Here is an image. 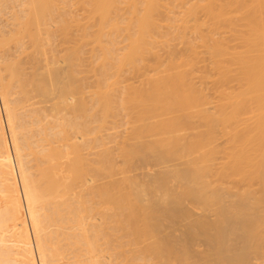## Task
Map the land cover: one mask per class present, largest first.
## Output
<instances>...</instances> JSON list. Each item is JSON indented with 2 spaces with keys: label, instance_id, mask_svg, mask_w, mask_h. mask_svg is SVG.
Instances as JSON below:
<instances>
[{
  "label": "bare ground",
  "instance_id": "1",
  "mask_svg": "<svg viewBox=\"0 0 264 264\" xmlns=\"http://www.w3.org/2000/svg\"><path fill=\"white\" fill-rule=\"evenodd\" d=\"M65 1L0 0V15L8 12V23L13 22V28L4 26L12 29L9 33L0 25V264H264L261 10L237 8L239 15L247 11L242 12L244 19L236 16L245 25L241 27L226 12L243 0H232V5L231 0H220L228 7L205 0L206 9L208 4L221 8L214 12L216 8L208 6L204 13L209 18H201L208 28L217 27L215 32L210 29L213 35L206 23L199 25V12L194 13L197 6L204 7V0H197V6L181 0L182 9L190 5L179 14L182 20L175 13L178 0H79L86 19L83 14L79 19L67 15L71 10L65 11ZM259 1L253 3L264 4ZM10 8L21 12L14 14ZM222 16L224 24L215 27L212 19ZM225 19L242 35H232L234 28H225ZM177 27L183 33L203 30L209 35L193 31L196 39H188ZM218 27L225 31L222 35L216 34ZM54 36L61 39L62 49L52 45ZM178 36L187 41V49ZM85 43L93 45L95 55L91 52L94 59L89 62L97 76L93 103L84 96V78H78ZM175 43L184 48L177 50ZM47 103L51 109L44 107ZM41 111L49 117L67 111L73 117L52 123ZM120 111L125 119L137 116V126H131L134 118L127 120V131L133 128L130 135H109L113 138L104 143L99 133L105 119ZM147 135L151 141L143 139ZM106 144L109 148H102ZM87 147L101 151L89 152L96 155L90 160ZM137 156L144 165L153 160L168 166L138 183L129 175ZM103 179L110 181L98 186ZM74 182L80 188L76 192L89 190V198L82 192L70 194ZM165 219L189 222L184 230L177 228L181 236H172L169 231L174 233L179 221L170 226ZM201 239L208 245L196 253Z\"/></svg>",
  "mask_w": 264,
  "mask_h": 264
},
{
  "label": "rangeland",
  "instance_id": "2",
  "mask_svg": "<svg viewBox=\"0 0 264 264\" xmlns=\"http://www.w3.org/2000/svg\"><path fill=\"white\" fill-rule=\"evenodd\" d=\"M67 1H68V0H67ZM67 1H65V2H67ZM74 1H75V0H74ZM74 1L71 2V0H69L68 3H67L68 5L66 4V6H67L66 8H68V9L65 8V11H67V12L69 13L70 10H71L70 14H67V13H66V14L69 15V16H70L71 14H72L71 16H73V14H74V15L77 17V19L81 18L82 14H83L84 16H83L82 18H85V19H86L85 15L88 16V14H87V12H83V10L85 9V8L82 7L83 4L81 3V4H82V5H81V8H82V9H81L80 6H79V4H80V3H79V0H76L75 2H74ZM81 1L84 2V3L86 2L85 0H81ZM81 1H80V2H81ZM182 1H183V0H182ZM185 1L187 2V1H189V0H185ZM199 1H200V0H199ZM202 1H203V0H202ZM209 1H211V0H209ZM209 1L207 2V1L204 0V2H202V4L204 5L205 2H206V3H209ZM215 1H218V0H215ZM215 1H213V2H215ZM235 1H239V0H235ZM235 1H234V2H235ZM243 1H244V0H243ZM243 1H242V3H240V4H239V3H238V4L235 3L233 6H230L229 8H227L228 10H231L230 8L232 7V8H233L232 10H234L233 12L231 11L232 15H231L230 12H226V14H230V15H228L229 18H230V16L232 17V18H230L231 20H232L233 17H234V19H233V20H234V23H236V22H235V21H236V20H235L236 16H240V15H241V16H244L243 19L245 18V15H244V14L242 15V12H247V11H245V9L249 11L251 8H254L255 10L258 9L259 12H260V10H261V12L264 11V4H259V5H257L258 2H257V3H253V2H255L256 0H255V1L252 0V1H253L252 3H249L250 0H246V2L248 1V4L245 3V5L243 4L245 1H244V2H243ZM261 1H262V0H261ZM261 1H259V2H261ZM180 2H181V0H180V1H179V0L176 1L177 9L175 8V10L178 11V12H175V13L178 14V15H176V16H178V18H179V14H181L180 17L183 15V14H182V10H184V9H188V7L190 8V5H193V6H194V5L196 4L195 2H197V0H192V1L190 0L189 2H187V4L189 3L190 5H187V6L184 5L185 8L183 7V9L181 8L182 5L179 4ZM200 2H201V1H200ZM221 2H222V1H221ZM221 2H220V0H219V1L216 2V3H218V4L220 3V4H221ZM226 2H229V1L226 0ZM231 2H232V0L230 1V3H231ZM239 2H241V1H239ZM250 2H251V1H250ZM19 3H20V2H18V4H19ZM70 3H73V4L75 3L76 6L72 4L71 7H69V6H70ZM78 3H79V4H78ZM177 3L179 4V6H178ZM182 3H183V2H182ZM198 3H199V2H198ZM198 3H197L195 6H197ZM211 3H212V2H211ZM223 3H225V1H223ZM223 3H222L221 5H223ZM77 4H78V5H77ZM199 4L201 5V3H199ZM232 4H233V2H232L231 4H229V5H232ZM246 4H247V5H246ZM13 5H14V4H13ZM16 5H17V3H16ZM180 5H181V7H180ZM212 5H213V4H212ZM227 5H228V4H226V6H227ZM18 6H20V4H19ZM18 6H16V7L18 8ZM64 6H65V5H64ZM72 6H75L74 8H76V9H74ZM83 6H85V5H83ZM208 6H209V4L207 5V9H208ZM213 6H214V5H213ZM213 6H211V4H210L209 7H212V8H213ZM219 6H220V5H219ZM219 6L216 4V5L214 6V8H216V9H213V10L211 9V10H212V11H214V10L217 11L218 8H219ZM223 6H224V5H223ZM226 6H224V7H226ZM245 6H246V8L244 9V11L240 12V15H239V13H235L236 11H239V10L241 11V8H242V10H243V8H244ZM11 7H12V6H11ZM16 7L13 6V8H16ZM77 7H78V8H77ZM178 7H180V8L178 9ZM201 7H202V6H201ZM201 7L199 6V8H198V6H197V8L195 7L196 9L194 10V13H196V12L198 13V12H199L197 15H195V16H198L197 18H200V22H201V23L199 22V25H202V24H204V23L207 24L208 22H204V21H207V19L209 18V17L207 18V16H206L207 9H206L205 5H204L205 8L202 7V8H203V11H202V10H199ZM227 7H228V6H227ZM20 8H21V7H20ZM69 8H70V9H69ZM237 8H240V9L238 10ZM249 8H250V9H249ZM10 9H11V8H10ZM10 9H8V11H9ZM21 9H22V8H21ZM21 9H18V10L20 11ZM77 9H78V10H77ZM122 9H124V8H122ZM204 9L206 10L205 13H204ZM209 9H210V8H209ZM219 9H221V8H219ZM223 9H224V8H223ZM227 9H225V10L227 11ZM235 9H236V10H235ZM254 9H253V10H254ZM12 10L14 11V12H13L14 14H15L16 11H18V10H15V9H11V11H12ZM63 10H64V9H63ZM72 10H73V11H72ZM196 10H197V11H196ZM198 10H199V11H198ZM251 10H252V9H251ZM251 10H250V11H251ZM253 10H252V12L249 11V13H253ZM255 10H254V11H255ZM6 11H7V10H6ZM11 11H9V15H11V17H12V14H13V13H11ZM65 11H64V12H65ZM76 11H77V12H76ZM84 11H86V10H84ZM123 11L126 12L125 9H124ZM123 11H122V13H123ZM195 11H196V12H195ZM208 11H209V10H208ZM215 11H214V12H215ZM258 11H257V14H255V15L252 14V15L257 16V15H258ZM20 12H21V11H20ZM72 12H73V13H72ZM180 12H181V13H180ZM219 12L221 13V11H219ZM261 12H260V15H261V16L259 15L260 17L264 16ZM7 13H8V12H6V13L4 14V16H5ZM18 13H19V12H18ZM126 13H127V12H126ZM208 13L212 14L211 12H208ZM208 13H207V15H208ZM217 13H218V12H217ZM249 13H247V14H249ZM19 14H21V13H19ZM210 14H209V16L214 17L213 15H210ZM224 14H225V11H224ZM1 15H2V16H1ZM1 15H0V22H1L0 25H1L2 29H1V28H0V29H1V31L4 29V30H6V31L3 30L5 33H9V30H12V29H9L8 27H4V26H7V24H8V26L10 25V27H12L13 25H11V23H13V22L8 23V21H12V18H9L8 15H7V17H8L9 19L6 20L7 17H6V16L4 17L3 14H1ZM77 15L79 16V18H78ZM123 15H124V13H123ZM250 15H251V14H250ZM250 15H249V17H250ZM75 16H73V17H75ZM195 16H194V18L196 19ZM215 16H216V15H215ZM220 16H221V15H220ZM224 16H225V15H224ZM224 16H222L220 19L218 18L219 21H218V19H216V20H217V21H216L215 19H212V18H211V19L214 20L215 23H216V25H214L215 27L218 25L217 22H220L222 19L226 18V17H224ZM226 16H227V15H226ZM228 16H227V18H228ZM259 16H258V17H259ZM1 17H3V18H1ZM249 17H248V18H249ZM96 18L98 19V17H96ZM96 18L94 17V19H96ZM201 18H202V19H205V20H204V21H203V20L201 21ZM214 18H215V17H214ZM216 18H217V16H216ZM254 18H255V17H254ZM256 18H257V17H256ZM85 19H84V20H85ZM97 19H96V20H97ZM179 19H180V18H179ZM211 19H210V20H211ZM236 19H238V18H236ZM82 20H83V19H82ZM82 20L80 19L81 22H82ZM87 20H88V17H87ZM87 20L83 21V23L85 22V26H86V22H88ZM91 20H93V19H91ZM180 20H182V19H180ZM180 20H178V21H179V22H178L179 24H180V22H182V21H180ZM231 20H230V22H233V21H231ZM240 20H242V19H240ZM246 20H247V16H246ZM257 20H258V18H257ZM259 20H263V18H261V19H259ZM89 21H90V18H89ZM97 21H98V20H97ZM194 21H195V20H194ZM197 21H198V19H197L195 22L197 23ZM214 21H211V23H212L211 26H213ZM224 21H225V24H226V26L224 25V27H225V28H228L229 31H231V29L233 30V28L236 27V24H235V26H233V23H232V25H231L230 22H229V24H230L231 26H233V28L230 29V28L227 26V23H228V22H226V19H225ZM263 21H264V20H263ZM91 22H92V21H91ZM203 22H204V23H203ZM238 22L241 23V25H242V22H240L239 19H238ZM243 22H245V21H243ZM5 23H6V24H5ZM89 23H90V22H89ZM89 23H87V24H89ZM193 23H194V22H193ZM220 23H223V22L221 21ZM80 24H81V23H80ZM206 24H204L205 27L207 26V28H205V29H206V30L208 29V30L211 32L210 29H211L212 27L208 28L210 24H209V25H208V24L206 25ZM223 24H224V23H223ZM229 24H228V25H229ZM244 24H245V23H244ZM53 25H54V24H53ZM82 25H83V24H81V26H82ZM90 25H91V27H92V24H90ZM90 25H88V26H90ZM199 25H198V26H199ZM219 25H220V24H219ZM221 25H222V24H221ZM237 25H238V23H237ZM177 26H180V25L177 24ZM192 26H193V24H192ZM231 26H230V27H231ZM244 26H245V25H242L241 27H244ZM91 27H90V28H91ZM180 27H181V26H180ZM180 27H177V28H178V29H177V32H178V30H179ZM200 27H202V26H199V29H203V28H204V27H203V28H200ZM220 27L222 28L223 26H220ZM237 27H238V26H237ZM6 28H7V29H6ZM12 28H13V27H12ZM76 28H77V27H75V28L73 29L75 32H76V30H77ZM193 28L195 29V27H193ZM216 28H217V27H216ZM216 28H212V29H214V32H215V29H216ZM218 28H219V27H218ZM221 28H219V29H221ZM225 28H224V29H225ZM245 28H248V27H245ZM92 29H93V30H92L93 32L97 30L95 27H92ZM94 29H96V30H94ZM181 29H182V28H181ZM181 29H180L179 31L184 30V29H182V30H181ZM196 29H198L197 24H196ZM205 29H203V30H205ZM219 29H218V30H219ZM239 29H241L240 26H239L238 29L236 28L237 31H239ZM187 30H188V29H187ZM187 30H186L185 32H187ZM203 30H200L201 33L204 34V35H206V36H208V35H209V32L205 31V32H206V34H205V32H204V33L202 32ZM225 30H226V29H225ZM228 30H227V31H228ZM3 31H2V32H3ZM190 31H191V30H190ZM190 31H189V33H190ZM193 31H195L194 33H197V32H198V30H197V32H196V30H192V31H191L192 34H191V33L188 34V32H187L186 34H187V35H190V36H187L188 39H194V38H195V37H194L195 34L193 33ZM200 31H199V32H200ZM212 31H213V30H212ZM216 31H217V29H216ZM222 31H224V30L221 29V30H219L218 33L216 32V34L219 35L220 32H222ZM229 31H228V34H229ZM243 31H244V29H243ZM247 31H248V30H247ZM247 31L245 30L246 33L250 32V31H248V32H247ZM75 32H74V34H75ZM185 32H184V33H185ZM199 32L197 33V36L199 35ZM224 32H225V31H224ZM224 32H223V35L225 34ZM245 32H243V34H246ZM76 33H78V31H77ZM79 33H80V32H79ZM79 33H78V34H79ZM179 33H180V32H178V34H179ZM184 33H183V31H182V33H180L179 35L182 34L181 36H183ZM211 33H212V32H211ZM211 33H210V34H211ZM230 33H235V34H232V35H234V36H236V34H238V33H240V34H238V36L242 35V34H241V33H242L241 31H239V32H235V28H234V32H230ZM193 34H194V36H193ZM212 34L214 35V33H212ZM212 34H211V35H212ZM226 34H227V33H226ZM228 34H227L226 36H228ZM75 35L77 36V34H75ZM218 35H215V36L218 37ZM220 35H222V33H221ZM229 35H230V34H229ZM7 36H8V34H7ZM52 36H53V35H52ZM181 36H178L179 39L177 38V40H181V38L183 39V37H181ZM230 36H231V35H230ZM234 36H233V37H234ZM57 37H58V36H57ZM57 37L54 36L55 39H53V37H52V40L54 41V43L52 44L53 41H51V40H50V43H51L52 45L55 44V47H57V44H58V46L61 47V39H58L59 37H58V38H57ZM197 38H198V37H197ZM57 39H58V40H57ZM195 39H196V38H195ZM25 40H26V39H25ZM27 40H28V38H27ZM27 40H26V41H27ZM177 40H176V41H177ZM26 41H25V42H26ZM59 41H60V42H59ZM27 42H29V41H27ZM27 42H26V43H27ZM180 42H181V41H180ZM180 42L177 41V43H180ZM198 42H199V41H197V43H198ZM26 43H25V44H26ZM177 43H175V45H176ZM181 43H183L184 45H186V44H187V41L183 39ZM27 44H28V43H27ZM27 44H26V45H27ZM29 44H30V42H29ZM86 44H87V45H86ZM88 44H89V45H88ZM199 44H201V43L199 42ZM233 44H234V43H233ZM85 45L87 46V47H86V46L83 47V49H85V50L81 49V50H83V51H85V52L81 53V55H80L81 57L83 56L84 59H83V57H82V58H80V61H78V69H79V67H80L81 70H79V71L82 72V73H81V72H78V73H80V74H78V75H81L80 77L78 76V78H79V79H81V78L83 79V78H84L83 81H85V82L82 81V82H83L82 85L85 83V85H84L83 87H86V88H84V92H86V93H84V96L86 95L85 97H88V98H89V99L87 98V101H88V100L91 101V98H92L91 96L93 95V93L96 91V88H97V86H96V85H97V84H96V83H97V80H96L97 78H96V79L94 78V77H97V76H95L96 71L94 70V68H93V67L90 68V66H93V64L90 65V63H89V62L92 63V62H93L92 60L94 59L93 56L91 55V52H93V48H92L93 45L91 44V45H92V46H91L90 43H85ZM178 45H179V46H178ZM178 45H176V49H177V50L179 49V47H181V49H182V47L184 46V45L182 46V45H180V44H178ZM13 46H14V44H13ZM27 46H28V45H27ZM119 46L122 47L123 44L120 43ZM197 46H198V45H197ZM231 46H233V45L231 44ZM236 46L240 47L239 45H236ZM10 47H12V45L9 46V48H10ZM88 47H89V48H88ZM188 47H189V46H188V44H187L186 49H187ZM201 47H202V45H201ZM201 47H200V45L198 46V48H201ZM234 47H235V46H234ZM7 48H8V47H6V49H7ZM29 48H30V47H29ZM90 48H91V49H90ZM183 48H184V47H183ZM202 48H203V47H202ZM13 49H15V48H12V50H13ZM58 49H59V48H58ZM60 49H62V47H61ZM12 50H11V51H12ZM90 50H91V51H90ZM179 50H180V49H179ZM9 51H10V50H9ZM9 51L7 50L6 53L8 54ZM88 51H89V52H88ZM13 52H15V50H13V51L11 52V54H13ZM86 52H87V53H86ZM85 53H86V55H85ZM7 54H6V55H7ZM64 54H65V53H64ZM82 54H83V55H82ZM90 55H91V56H90ZM93 55H94V52H93ZM8 56L11 57L12 55L8 54ZM14 56H15V55H14ZM14 56H13V57H14ZM88 56H89V57H88ZM94 56H95V55H94ZM91 57H92V58H91ZM90 58H91L92 60H91ZM81 59L83 60V63H82V64H81V62H82ZM90 60H91V61H90ZM79 62H80V63H79ZM88 64H89V65H88ZM80 65H82V66H80ZM26 66H27V65H26ZM27 67H28V66H27ZM81 67H82V68H81ZM64 68H66V64H65V63H64ZM87 68H88V69H87ZM89 68H90V69H89ZM89 71H90V72H89ZM111 72H113V71H111ZM83 74H84V75H83ZM85 74H86V75H85ZM92 75H93V76H92ZM82 76H84V77H82ZM85 78H86V79H85ZM87 78H88V79H87ZM91 79H92V80H91ZM88 80H89V81H88ZM136 81H137V80H136ZM91 82H92V83H91ZM135 83H136L135 85H139L138 82H135ZM90 84H91V85H90ZM122 85H124V84L122 83L121 86H122ZM92 86H93V87H92ZM119 86H120V85H119ZM121 86H120V87H121ZM95 87H96V88H95ZM123 87H124V86H122V88H123ZM85 90H87V91H85ZM89 90H90V91H89ZM87 94H88V96H87ZM89 94H90V95H89ZM90 97H91V98H90ZM34 101H37V99L34 100ZM90 101H88V103H93V102H92L93 99H92L91 102H90ZM39 104H41V103H39ZM43 104H44V103H43ZM47 105H49V106H47ZM90 105H91V104H90ZM42 106H43V105H42ZM42 106H41V105H40V106H39V105H37V106L35 105L34 107H40V108H41ZM45 106H47V107H49V108L51 109L50 103H49V104H48V103L45 104L44 107H45ZM44 107H43V108H44ZM50 109H49V113L47 112L48 114H50ZM46 111H48L47 108H46ZM51 111H52V110H51ZM41 112L43 113V111H41ZM44 113L46 114L45 111H44ZM44 113H43V114L40 113V115H41V116H42V115L45 116ZM52 113H53V116H55V117L52 116L54 119H51V118H52V117H51ZM52 113H51L50 117L46 114V115L50 118V120H52V123H53V121H56V120H58V119H60V120L64 119V120H65V118L67 119V118H71V117H73V116L70 117L71 114H70V113L68 114L67 111H66V113H64V111H63V113L61 112V115H56L54 112H52ZM54 114H55V115H54ZM58 114H60V113H58ZM63 114H65V115H63ZM123 114H124V115H123ZM123 114H122V112L120 111V114H119V113L116 114L114 118H113V117H112V118L110 117V119H113L114 121H113V120H110V119L108 120V118L105 119V120H106L105 123H104V124H105V129H104L105 131L102 130L101 132H103V133H101V132L99 133V136H103L102 139H104V143H108V142H105V141H107V140L109 141L111 138H113V137L116 136V135H117V136H116V139H117V138H118V135L121 136V135L123 134L124 131L127 132V134H128L129 132H132V131H133V128H132V127H134L133 124H134L135 126H137L136 123H133V122H135V118H138L137 116H136V117H133V116H132V117L129 118V119H125V117H126V116H125V112H123ZM66 115H69V116H68V117H65ZM63 116H64V118H63ZM97 116H99V114H98ZM118 116H119V117H118ZM134 116H135V115H134ZM117 117H118V120H117ZM49 118H48V120H49ZM120 118H121V120H120ZM127 118H128V116H127ZM133 118H134V120H133ZM30 119H31V121L33 120L32 118H30ZM130 119L133 120V121H130ZM139 119H140V117H139ZM139 119H136V121H138ZM27 120H29V119H27ZM127 120H129L130 122H132V123H131V124H132V125H131V126H132V127H131L132 130L129 129V132L127 131V130H128L127 128H130V125H127L128 123L125 124V122H127ZM29 121H30V120H29ZM31 121H30V123H31ZM151 121L154 122V119L151 120ZM155 121H156V119H155ZM138 122H139V121H138ZM138 122H137V123H138ZM140 122H141V121H140ZM140 122H139V123H140ZM107 123H108V124H107ZM113 123H115V126H116V127L114 126ZM121 123H122V124H121ZM31 124H32V123H31ZM129 124H130V123H129ZM51 125H52V124H51ZM92 125H93V124H92ZM96 125H99V124H98V123H95V125H93V126L96 127ZM108 125H109V126H108ZM119 125H120V126H119ZM138 125H139V124H138ZM140 125H141V123H140ZM31 126H34V125H31ZM107 126H108V127H107ZM112 126H113V129H112ZM118 126H119V127H118ZM109 127H111V128L109 129ZM123 127H124V128H123ZM107 128H108L110 131H109ZM125 128H126V130H125ZM106 129H107V130H106ZM35 130H36V129H35V127H34V131H35ZM110 132H111V133H110ZM115 133H116V134H115ZM120 133H121V134H120ZM133 133H134V132H133ZM107 135H108V136H109V135H111V136L114 135V136H113V137H111V136L107 137ZM124 135H126V133L123 134V137H124ZM129 135H130V133H129ZM135 135H138V134H135ZM135 135H134V136H135ZM151 135H152V134H151ZM132 136H133V135H132ZM142 136L144 137V134H143ZM142 136H141V137H142ZM145 136H146V135H145ZM154 136L156 137V135H153V137H154ZM105 137H106V138H105ZM123 137H122V138H123ZM148 137H150V136L147 135V137H146V138H143V139H146V141H151V140H150L151 137H150V139H149ZM153 137H152V139H153ZM155 137H154V138H155ZM157 137H158V136H157ZM107 138H108V139H107ZM109 138H110V139H109ZM114 138H115V137H114ZM128 138L130 139L129 141H132L131 138H130V136H129ZM135 138H136V137H135ZM147 138H148V140H147ZM79 139H81V138H79ZM79 139H78V140H79ZM113 140H114V139H113ZM120 140H121V138H120ZM137 140H139V139L136 138V141H137ZM80 141H81V140H80ZM102 141H103V140H102ZM118 141H119V140H118ZM112 143H113V142H112ZM116 143H117V142H115L114 147H115V145H117ZM133 143H134V142H133ZM133 143H131V144H132V145H135L137 142H135V144H133ZM128 144H130V143L128 142ZM106 145H107V144H106ZM109 145H111V143H110ZM109 145H107L106 147L103 146L102 148H107ZM111 146H113V144H112ZM111 146H110V147H111ZM116 147H117V149L119 148L118 146H116ZM116 147H115V148H116ZM97 148H98V149H97ZM97 148H96L97 151H98V150L101 151V150H100L101 148H99V147H97ZM108 148H109V147H108ZM111 148H113V147H111ZM115 148H114V149H115ZM93 149H95V148H93ZM117 149H115V150H117ZM84 150L86 151L85 148H84ZM84 150H83V151H84ZM87 150H89L88 147H87ZM96 150H93V151H92V149H91V151H90V150H89V151H86L87 154H85V155H88L89 152H94V151H96ZM99 151H98V152H99ZM113 151H114V150H113ZM86 152H85V153H86ZM115 152H116V151H115ZM115 152H114V153H115ZM83 153H84V152H83ZM83 153H82V154H83ZM94 153H95V152H94ZM147 153H148V152H147ZM91 154H92V153H91ZM115 154H116V153H115ZM149 154H151V153H149ZM149 154H148V155H149ZM85 155H84V156H85ZM94 155H95V154H94ZM94 155H92V157H91V155H88L89 158H90V160L93 159ZM151 155H152V154H151ZM151 155H149L150 157H149V156H146V157H147V158L149 157L150 159H152L151 157H153V156H151ZM88 156H87V157L85 156V157L88 158ZM95 156H96V155H95ZM115 156L117 157V154H116ZM118 157H119V156H118ZM118 157H117V159H118ZM89 158H88V159H89ZM135 158H136V157H135ZM149 158H148L147 160H149ZM94 159H95V158H94ZM115 159H116V158H115ZM117 159H116V161H117ZM137 159H139V162L141 161V160H140V157L137 156V158L134 159V160H135L134 163H133V167H134V168L132 167V170H131V168H130V170H131L132 172H131V173L129 172L130 174H129V173H128V174H129L131 177L133 176L134 179L136 178L135 180L138 181V183H144V182L149 181V176H150V175H154L153 172H155V171H156V172H159V171L165 169V168L168 166V162H167V164H159L158 162H155V161H153V160H151V162H150V160H149V164H148V163H147V164L145 163V165H144V162H143V164L140 162V163H141V164H140V163L137 161ZM118 160H119V159H118ZM119 161H121V158H120ZM119 161H118V162H119ZM171 161H172V160H171ZM173 161H174L176 164H178V163L181 162V161H177V162H178V163H177L175 159H174ZM137 162L139 163V166L137 165V164H138ZM145 162H146V161H145ZM154 162H155L156 164L158 163L159 165L154 164ZM174 162H173V163H174ZM116 163H117V162H116ZM150 163H151V164H150ZM173 163L170 162L171 165L169 164V166L175 165V163H174V164H173ZM135 164H136V166H135ZM142 165H143V166H142ZM148 165L150 166V168L148 167ZM155 165H156V166H159V167L156 168ZM162 166H163V167H162ZM136 167H137V168H136ZM139 167H141V168L138 169ZM182 167H183V166H181V168H182ZM64 169H65V168H64ZM136 169H137V170H136ZM158 169H159V171H157ZM149 170H150V171H149ZM156 172H155V173H156ZM134 175H135V176H134ZM66 176H67V175H66ZM117 176H118V175H117ZM118 177L120 178L121 175L119 174ZM139 177H140V179H139ZM119 178H118V179H119ZM150 178H151V177H150ZM114 179L118 180L117 177H116V175H115V178H114ZM138 179L141 180V181H139ZM103 180H104V181H101V180L98 181L99 183H100V182H101V183H100V184H97V185H98V186H101V184L103 185L105 182H107V181L109 182V181H110L109 179H103ZM105 180H106V181H105ZM108 182H107V183H108ZM74 183H75V182H74ZM107 183H105V184H107ZM76 184H77V182H76L75 184H73V185H75V186H73L75 192H74L73 190H71V191H73V192H71L70 194H75V195H76L77 193L80 192V194H78V195H81V192H82V195H81V196H82L83 198H85V199L89 198V196H90V194H89L90 192H88L89 190L87 189V191H86V190L84 189V190L86 191V192H85V191L81 188L82 191L79 190L78 192H76L77 189H80V188H78V186H77ZM171 184H172V183H171ZM174 184H177V185H178V183H176V182H174L173 185H174ZM173 185H172V186H173ZM122 186H123V185H122ZM79 187H81V186H79ZM173 187H175V186H173ZM73 188H72V189H73ZM75 188H76V189H75ZM124 191H125V190H124ZM83 192H84L85 194L88 193L87 197H85V195H83V194H84ZM70 197H74V196H73V195H70ZM76 197H77V196H76ZM186 204H187V206L191 207V205H189V202H188V201H185V204H184V205H186ZM190 204H191V203H190ZM105 206H106V205H105ZM192 207H193V211H194V206L192 205ZM192 207H191V208H192ZM106 208L108 209V207H106ZM110 211H111V210H110ZM194 212L199 213V212H201V210L195 207V211H194ZM208 213H209V214L212 216V218H213V214H211V212H208ZM208 213H207V215H208ZM209 218H211V217H209ZM98 219H99V218H98ZM177 219H178V218H177ZM213 219H214V218H213ZM166 220H167V219H165V222H164V223H168V225H170V226L177 224V223H174V222L179 221V222H178V225H177V226L175 225L176 227L174 228V230H176V231L169 229V230L173 231L174 233H172V232H170L169 230H166V229H165V231H169V233H171L170 235H172V236H177V235H180V236H181L182 233H178V231H177L178 229H177V228H179V230H180V229H181V230H184V228H185L184 226L186 225L187 222H189L188 220H187V221H184V219H183L182 222H181L180 219L177 220V221H174V219H169V221H168V220L166 221ZM170 220H172V222H171ZM169 222H171V223H169ZM180 222H181V223H180ZM182 223H183V224H182ZM181 224H182V225H181ZM184 224H185V225H184ZM168 225L165 224V226H168ZM183 225H184V226H183ZM178 226H179V227H178ZM180 226H181V227H180ZM182 227H183V228H182ZM165 228H166V227H165ZM168 228H169V227H168ZM171 228H172V227H171ZM180 232H181V231H180ZM167 233H168V232H167ZM169 233H168V234H169ZM175 233H176V234H175ZM202 241H203V240L201 239V240L197 243V245H198V244H199V245H198L197 247L195 246V247H196L195 250L197 251L196 253H200V252H198L199 248H200L199 251H201V250H204L205 247H207L208 244L205 243V242H202ZM204 243H205V244H204ZM202 244H203V245H202ZM205 245H206V246H205ZM199 246H200V247H199ZM198 247H199V248H198ZM197 248H198V249H197ZM209 248H210V247L208 246V251L210 250ZM206 249H207V248H206ZM205 251H206V250H205ZM201 252H202V251H201Z\"/></svg>",
  "mask_w": 264,
  "mask_h": 264
}]
</instances>
